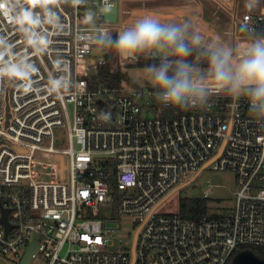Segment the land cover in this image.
<instances>
[{
  "label": "built area",
  "instance_id": "1",
  "mask_svg": "<svg viewBox=\"0 0 264 264\" xmlns=\"http://www.w3.org/2000/svg\"><path fill=\"white\" fill-rule=\"evenodd\" d=\"M118 1L0 0V253L9 264L30 249L25 264H226L243 245L264 246V121L244 99L179 111L157 104L150 87L89 86L106 62L95 31L119 29L89 24L81 9ZM213 1L232 18L227 34L264 32V0L238 17L234 0ZM61 77L67 88H54ZM57 127L67 129L66 149L54 147ZM37 152L68 156V182L36 178ZM204 170L233 173L231 208L198 219L157 211ZM102 205L109 218H99ZM122 218L132 220L125 239Z\"/></svg>",
  "mask_w": 264,
  "mask_h": 264
},
{
  "label": "clouds",
  "instance_id": "2",
  "mask_svg": "<svg viewBox=\"0 0 264 264\" xmlns=\"http://www.w3.org/2000/svg\"><path fill=\"white\" fill-rule=\"evenodd\" d=\"M260 3L245 0L244 6L251 13ZM217 4L224 7L223 0ZM183 6L186 11L179 18L146 14L115 38L109 29H99L94 42L113 50L122 63L150 61L145 76L162 107L202 110L212 98L226 96L244 99L250 118L264 121V32L245 25L239 38L228 40L209 25L202 0H184ZM50 83L56 89L68 86L63 77Z\"/></svg>",
  "mask_w": 264,
  "mask_h": 264
},
{
  "label": "rangeland",
  "instance_id": "3",
  "mask_svg": "<svg viewBox=\"0 0 264 264\" xmlns=\"http://www.w3.org/2000/svg\"><path fill=\"white\" fill-rule=\"evenodd\" d=\"M82 4H89L93 0H79ZM121 15L119 22L115 23L119 31L125 27L133 24L137 19L143 17L146 14H153L150 11H154L149 8L150 4H156V2L146 3V0H121ZM144 1V2H143ZM144 6V7H142ZM156 6V5H155ZM120 7V5H119ZM137 7V8H136ZM141 7V8H140ZM81 13L84 19L91 25H99L100 13L91 7L85 6L81 9ZM144 14V15H143ZM91 18V21H90ZM219 26L225 29L226 24L229 22L220 20ZM102 24V23H101ZM225 31V30H224ZM228 40H234L236 37L230 34H224ZM106 50V56H108V62L112 72L119 70L121 74L120 88L128 91L134 88H146L152 87L147 81L145 76V65L150 61L141 59L138 63L121 62L116 56L113 50L104 48ZM93 71V70H92ZM91 76V75H90ZM54 147L57 150H63L68 147L67 129L65 127H57L53 130ZM37 158L39 164L34 168V175L36 178L43 177L46 179H54V181L68 182V156L57 152L54 154H42L37 152ZM49 162V164L46 163ZM55 162V163H53ZM51 163V164H50ZM48 172L49 174H47ZM52 173V174H51ZM193 177V176H192ZM191 177V178H192ZM184 186L174 190L168 196L164 197L157 206V211L161 213H174L179 212V200L182 197L190 198H202L203 192L206 186H214V193L208 197L207 212L209 214L219 215L228 210L234 205L233 192L236 191V183L233 173L231 172H218L211 170H204L199 175H196L191 181L186 180L183 183ZM111 215L110 205H102L100 208L99 218H109ZM121 239L127 238V233L132 231V220L129 218L121 219ZM36 235H32V238ZM11 259L0 253V264H9ZM28 264H46V260L40 257L31 259Z\"/></svg>",
  "mask_w": 264,
  "mask_h": 264
},
{
  "label": "crops",
  "instance_id": "4",
  "mask_svg": "<svg viewBox=\"0 0 264 264\" xmlns=\"http://www.w3.org/2000/svg\"><path fill=\"white\" fill-rule=\"evenodd\" d=\"M154 1L156 2V6L153 5L152 3L150 4L149 8L154 10V11L151 10L150 13L157 14L162 19H165V20H172V19L179 18L186 11V9L184 10V6H183L184 0H146V3L148 4V3L154 2ZM121 2H122L121 0L118 1V17H117L118 21L121 18L120 17V15H121ZM244 3H245V0H234L233 1L231 9H232V11H234L236 17H238L243 11L246 10ZM202 4H203V15L206 18V20L208 21L209 25L211 26V28L213 29L214 32L219 31V32L223 33V31L225 30L224 34H227L226 33L227 31H231L233 29L232 18L230 17V15L221 9H216L217 6L213 0H202ZM119 5H120V7H119ZM177 8H179V9H177ZM174 14H176V15H174ZM222 19L223 20L226 19V22H229L230 26H228L226 24L225 29H223L222 26L220 27L219 21ZM99 22H101V23L103 22V19L100 17H99Z\"/></svg>",
  "mask_w": 264,
  "mask_h": 264
},
{
  "label": "trees",
  "instance_id": "5",
  "mask_svg": "<svg viewBox=\"0 0 264 264\" xmlns=\"http://www.w3.org/2000/svg\"><path fill=\"white\" fill-rule=\"evenodd\" d=\"M87 80L90 87L98 83H103L111 87H120L121 74L119 70L112 72L108 62V56H106L105 64L97 66L94 72L87 76ZM207 201L208 200L203 198L182 197L179 200V212L184 217L198 219L207 212ZM245 250L250 251L256 258L264 260V246L243 245L235 254ZM233 258L234 257H231L226 264H230Z\"/></svg>",
  "mask_w": 264,
  "mask_h": 264
},
{
  "label": "water",
  "instance_id": "6",
  "mask_svg": "<svg viewBox=\"0 0 264 264\" xmlns=\"http://www.w3.org/2000/svg\"><path fill=\"white\" fill-rule=\"evenodd\" d=\"M100 16L103 19L104 23L115 24L118 17L117 6H114L112 8H102L100 11ZM113 38H115V35H113ZM32 252L33 249H30L27 252L21 264H25L28 261L29 256ZM230 264H264V260L256 258L250 251L245 250L237 253Z\"/></svg>",
  "mask_w": 264,
  "mask_h": 264
},
{
  "label": "bare ground",
  "instance_id": "7",
  "mask_svg": "<svg viewBox=\"0 0 264 264\" xmlns=\"http://www.w3.org/2000/svg\"><path fill=\"white\" fill-rule=\"evenodd\" d=\"M168 4V3H167ZM156 5V4H155ZM142 7H144V6H142ZM161 7V6H160ZM137 8V7H136ZM141 8V7H140ZM177 9H179V8H177ZM183 10V9H182ZM184 10H185V8H184ZM183 10V11H184ZM151 12V11H150ZM174 12V11H173ZM159 14V13H158ZM162 14V13H161ZM144 15V14H143ZM174 15H176V14H174ZM179 15V14H178Z\"/></svg>",
  "mask_w": 264,
  "mask_h": 264
}]
</instances>
